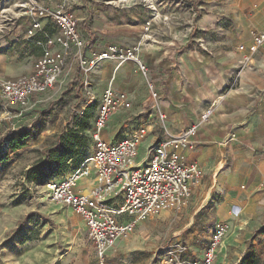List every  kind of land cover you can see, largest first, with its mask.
<instances>
[{"label": "crops", "instance_id": "obj_1", "mask_svg": "<svg viewBox=\"0 0 264 264\" xmlns=\"http://www.w3.org/2000/svg\"><path fill=\"white\" fill-rule=\"evenodd\" d=\"M3 1L9 11H16L18 4L26 0ZM38 1L63 5L75 17L85 41L84 56L111 43L130 46L143 42L145 74L138 72L131 61L106 59L85 75L96 84L90 85V91L113 83L130 102V98L140 101L144 97L148 82L155 85L158 107L167 118L163 129L156 112L146 109L147 95L142 109L143 124L148 129L147 146L197 123L201 112L215 102L211 117L198 125L185 150L186 160L202 168L200 182L192 189L191 203L194 215L202 211L199 222L228 226L220 251L229 259L236 256L230 262L236 264L245 252L244 243L264 226V44L242 69V53L237 48L250 42L252 31L264 30V0L194 1L199 8L195 25L189 0H77L71 6L69 0ZM225 15H232V21L223 19ZM12 20L8 39L13 46L20 44L19 61L26 60L27 65L23 62L22 66H13L10 59L0 57V74L8 75L4 78L31 73L41 54L42 33L26 38L28 17L19 8ZM148 21L151 25L146 30ZM41 25L47 33H56L52 22L43 19ZM193 25L199 31L217 28L227 36L213 40L202 32L199 38H193ZM198 42H202L201 50ZM224 44L232 48L236 44L235 51H225ZM77 63L72 55L68 56L58 79L61 84L72 82V65ZM232 79L237 82L229 88ZM117 131L115 122L107 123L101 136L110 142ZM84 180L88 186L78 187L86 193L94 182L91 178ZM207 209L210 213H204Z\"/></svg>", "mask_w": 264, "mask_h": 264}, {"label": "built area", "instance_id": "obj_2", "mask_svg": "<svg viewBox=\"0 0 264 264\" xmlns=\"http://www.w3.org/2000/svg\"><path fill=\"white\" fill-rule=\"evenodd\" d=\"M76 1L69 0V6ZM18 8L22 15L28 17L26 38L31 39L42 33L41 54L34 61L31 73L14 78H0V108L4 110L12 107L25 108L32 96L51 89L62 74L70 55L85 71L103 60L113 59L119 63L131 61L138 72H147V66L141 59L142 41L130 46L111 43L102 50H92L88 56H84L85 41L81 37L78 22L63 5L26 0L19 3ZM10 18H13L10 17V11L4 1L0 0L1 25ZM43 19L53 23L55 34L43 30ZM150 25L151 21L146 22L145 29ZM263 44L264 30H254L249 43L238 45L237 48L242 53L241 69ZM236 82L232 79L229 88ZM147 91L146 109L156 112L164 129L163 121L167 117L158 107V91L151 82L147 83ZM94 101L95 96L86 88V99L78 116L81 117ZM215 105V102H211L201 112L197 123L148 145L145 156L137 160L139 144L148 133L147 126L140 124L133 133L120 140L105 141L101 133L109 119L119 110H128L131 102L125 92L116 91L111 84L104 88L90 128L93 152L89 161L93 171L83 163L58 181H48L45 185L53 202L71 208L80 216L88 239L95 248L97 264H108V252L127 238L138 222L162 211L180 210L187 205L192 189L200 182L202 168L197 162L186 160L185 150L196 135L198 125L209 120ZM84 178H91L94 182L86 193L78 187L79 181ZM227 232V225L215 226L209 246L199 261L188 262L172 251H167L160 264H213Z\"/></svg>", "mask_w": 264, "mask_h": 264}, {"label": "rangeland", "instance_id": "obj_3", "mask_svg": "<svg viewBox=\"0 0 264 264\" xmlns=\"http://www.w3.org/2000/svg\"><path fill=\"white\" fill-rule=\"evenodd\" d=\"M194 1L197 0H189L188 6L195 25L199 8ZM16 11H10V17ZM223 19L232 21L233 17L225 15ZM11 20L3 25L0 23V57L10 59L13 66H22L23 62L26 66V60L19 61L22 55L17 46L20 44L13 46L8 39V29L14 21ZM193 29L190 32L193 38L203 34L213 40H224L227 36L217 28L199 31L194 26ZM198 43L201 50L202 42ZM224 45L225 51H235L236 44L234 48ZM72 66L73 71H78L75 82L61 84L57 81L25 108H0V264H97L95 248L88 239L80 216L71 208L53 202L45 185L48 181H58L83 163L93 171L89 161L93 152L90 128L101 92L107 85L98 91L91 90L95 93V101L89 110L87 127L81 134L84 140L74 142L73 152L63 154L59 164L46 165L35 174L26 173L44 160L45 151L54 145L58 135L76 128L80 120L79 112L86 99V88L90 87L88 85L96 86L85 75L91 69L85 71L78 63ZM7 76L0 74L1 79ZM112 87L118 91L113 83ZM144 91L145 95L140 101L130 98L131 106L128 110H119L112 115L108 123L115 122L118 126L113 141L130 135L140 124L145 123V111L142 109L148 95L147 85ZM19 133H26V137L21 140L23 145L20 148L13 149L10 141L18 137ZM147 140L145 137L139 144L137 160L145 156ZM81 182V187L88 186L86 180ZM191 202L190 196L184 208L162 211L138 223L127 238L108 252V264H160L167 251H172L188 262L201 260L215 225L199 222L202 211L194 215L195 208ZM204 213H210V210ZM250 246L259 261L264 263V233L256 232L247 240L244 253ZM220 249L213 264H230L236 256L229 259Z\"/></svg>", "mask_w": 264, "mask_h": 264}, {"label": "trees", "instance_id": "obj_4", "mask_svg": "<svg viewBox=\"0 0 264 264\" xmlns=\"http://www.w3.org/2000/svg\"><path fill=\"white\" fill-rule=\"evenodd\" d=\"M78 77V71L75 72V76L72 80V82H75ZM91 108V104L85 109L83 115L79 117V123L77 124L75 129H69L67 131L62 132L60 135H58L54 145L47 149L44 153V160L37 165L32 166L30 169L27 170V174H35L40 169H42L44 166L49 165L51 163L59 164V159L63 154H71L73 152L74 148V142L76 141H82L83 130L86 129L89 119V110ZM26 137V133H19L18 137L10 141V146L13 149L20 148L23 143L21 140H23ZM84 144V143H83ZM259 233H264V226L259 230ZM236 264H264L259 261L257 255L253 251L252 247H249V250L244 253L240 260Z\"/></svg>", "mask_w": 264, "mask_h": 264}, {"label": "bare ground", "instance_id": "obj_5", "mask_svg": "<svg viewBox=\"0 0 264 264\" xmlns=\"http://www.w3.org/2000/svg\"><path fill=\"white\" fill-rule=\"evenodd\" d=\"M127 62V61H126Z\"/></svg>", "mask_w": 264, "mask_h": 264}]
</instances>
